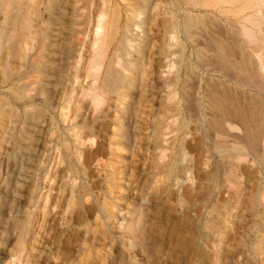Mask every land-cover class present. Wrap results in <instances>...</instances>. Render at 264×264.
<instances>
[{
	"label": "rangeland",
	"instance_id": "374dc122",
	"mask_svg": "<svg viewBox=\"0 0 264 264\" xmlns=\"http://www.w3.org/2000/svg\"><path fill=\"white\" fill-rule=\"evenodd\" d=\"M215 3L109 0L106 11L112 18L121 10L123 23L129 10L142 12L139 18L144 19V36L150 41L143 57L144 74L154 75L156 81L141 98L137 95L143 89L122 103L110 94L102 111L88 109L83 115L82 94L74 91V101L82 105L80 109L71 105L78 121L98 117L94 132L98 146H83L85 156L72 159L70 169L65 162L54 166L58 152L53 149L48 170L58 175L54 184L49 176L44 180L47 187L53 184V191L45 203L48 188L42 189L41 198L37 195L29 208L22 193L32 232L25 235L24 248H18L15 257L11 253L16 237L4 243L2 264H264V201L252 189L264 184L263 167L251 164L247 151L242 156L246 159L237 158L232 137L209 136L224 120L246 129L248 117L244 102L220 94L211 78L228 79L230 85L256 79L243 38L226 29L235 26L239 2ZM99 5L95 0L97 11ZM113 28H108V42ZM138 44L134 39L133 45ZM168 47L175 62L168 74L175 80L170 100L162 88L165 79L156 76L159 56ZM83 68L79 66L81 75ZM122 104L132 108L128 123L122 121ZM58 122L63 136L72 140L59 116ZM196 127L201 132L191 137L188 132ZM40 134L48 136L46 131ZM183 170H191V179H183ZM74 184L86 195L73 196L71 208H63L60 199L59 209L50 212L52 203H58L57 189L65 190V198ZM138 213L140 233L134 242L127 241L119 233L122 220ZM34 235L39 239L41 235L40 241H34ZM78 243L85 244L82 252Z\"/></svg>",
	"mask_w": 264,
	"mask_h": 264
},
{
	"label": "bare ground",
	"instance_id": "6f19581e",
	"mask_svg": "<svg viewBox=\"0 0 264 264\" xmlns=\"http://www.w3.org/2000/svg\"><path fill=\"white\" fill-rule=\"evenodd\" d=\"M215 1L218 4L239 2L237 17L232 23L235 26L226 28L229 31L226 32L243 38V51L248 52L254 64L252 75L256 79L252 80V77V81L230 85L228 79L225 82L221 78H211L220 94L233 95L235 103L236 100L240 104L244 102L242 106L247 108L243 107L247 111V114L243 111L244 117H248L244 120L246 129L224 120L221 128L209 136L232 137L234 143L231 147L237 158L246 159L242 156L247 151L251 164H261L264 171V0ZM108 3L109 0H100L97 11L95 0H0V263L6 241L16 237V247L11 253L15 257L17 249L24 248L25 235L32 232L29 227L31 213L22 206V193L27 196L25 206L29 208L43 195L42 189L48 188L43 196L45 203L53 191L52 185L58 175L56 170H48L53 149L58 152L53 159L54 166L65 162L70 169L72 159L85 156L84 152L81 153L83 146H98L94 133L98 117L93 122L78 121L76 109L82 105L74 101V91L82 94L83 115L88 109L102 111L110 94L119 102L132 98L134 91L140 89L143 90L137 96H144L156 81L154 75L144 74L143 57L150 41L144 36V19L139 18L142 12L129 10L123 23V12H115L111 18L106 11ZM110 26L114 30L110 33L113 38L108 42ZM134 39L139 40L138 46L133 45ZM169 47L159 56L156 75L165 79L162 88L167 92V100L173 98L175 84V80L168 79L175 63L171 61L173 53ZM151 51L156 54L153 49ZM83 61L85 65H82ZM79 66H84L82 75ZM246 101L249 106L245 105ZM72 104L78 107L72 109ZM122 107L125 110L121 112L122 121L128 123L132 120V108L128 105ZM59 108L61 111L56 114L54 109L58 111ZM58 116L67 125L66 132L72 140L63 136ZM200 129L196 127L188 134L192 137ZM42 131L48 136L42 137ZM47 176L50 183L54 182L49 187L44 182ZM191 177V170H183L184 180ZM252 189L258 199L264 201V184ZM64 191L63 188L57 189L58 203H52L50 212L59 209L60 199L64 200L63 208H71L73 196L78 198L81 193L76 191L75 184L65 198L62 197ZM81 194L83 197L86 192ZM140 217V213L126 219L124 216L119 233L127 241H132L140 233ZM32 239L40 241L35 235ZM84 246V243H78L77 250L82 252Z\"/></svg>",
	"mask_w": 264,
	"mask_h": 264
}]
</instances>
